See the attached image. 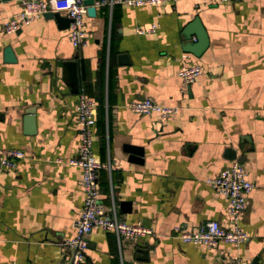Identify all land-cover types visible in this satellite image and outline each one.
Segmentation results:
<instances>
[{
	"label": "crops",
	"instance_id": "0c3cea01",
	"mask_svg": "<svg viewBox=\"0 0 264 264\" xmlns=\"http://www.w3.org/2000/svg\"><path fill=\"white\" fill-rule=\"evenodd\" d=\"M99 1L95 17L83 18L87 44L74 49L54 18L2 32L20 0H0V147L25 153L14 169L0 167V264L69 259L64 241L82 204L81 171L58 160L77 154L79 89L97 103L93 153L113 166L98 171L100 202L152 229L120 243L110 231H91L89 264H224L236 256L264 264V0L140 8ZM151 25L154 33L135 32ZM202 31L207 44L195 55ZM181 61L203 70L188 86ZM67 62L76 63L78 84ZM148 97L179 110L161 122L126 107ZM233 161L254 184L240 221L247 240L213 248L180 242L178 225L230 227L225 198L205 180Z\"/></svg>",
	"mask_w": 264,
	"mask_h": 264
},
{
	"label": "built area",
	"instance_id": "2783aa9c",
	"mask_svg": "<svg viewBox=\"0 0 264 264\" xmlns=\"http://www.w3.org/2000/svg\"><path fill=\"white\" fill-rule=\"evenodd\" d=\"M184 0H100L97 6L122 5L131 8L145 6L158 7L164 3L176 4ZM198 1V0H193ZM209 3H232L240 0H204ZM20 10L17 14L9 16L2 23L1 30L4 33H14L23 27L37 21L47 13L63 15L70 21L68 26V40L74 49H79L87 44L88 35L83 21L86 15V6L83 0H20ZM157 25H151L147 29L136 28L139 35L154 33ZM203 72L199 65H187L181 61L178 68V76L184 86L190 85ZM76 104L75 124L78 132L77 154L67 160L59 159L61 163L77 166L81 171L82 204L73 223V235L64 241V247L69 251V259L65 264H89L86 257L87 235L93 230L112 232L118 243L121 238L131 240L140 239L152 234V229L140 221L126 223L120 220L114 205L108 213L100 202L97 174L100 169H106L109 173L113 166L110 161L101 162L92 150L93 129L96 124L97 103L88 97L83 89L78 90ZM126 107L139 115L157 114L159 120L164 122L175 115L179 107L162 105L153 98H143L127 103ZM25 156L21 149L0 147V167L14 169L17 162ZM218 194L226 200V210L230 221V227L220 225L217 220L205 221L193 229H186L184 225L174 228L173 235L180 242L190 245L217 247L220 243L237 247L247 240V235L241 227V217L245 209L247 195L254 188V184L247 177L244 166L233 161L229 165L205 180ZM14 264V263H9ZM224 264H246L240 257H229Z\"/></svg>",
	"mask_w": 264,
	"mask_h": 264
},
{
	"label": "water",
	"instance_id": "95a60500",
	"mask_svg": "<svg viewBox=\"0 0 264 264\" xmlns=\"http://www.w3.org/2000/svg\"><path fill=\"white\" fill-rule=\"evenodd\" d=\"M83 5L87 7L86 8V15L88 17H92V18L95 17L96 8H95L94 0H83ZM44 16L47 17V18H54L57 22H63L65 27L68 29L70 21L68 19H66V18H62L59 14H57V13H47ZM188 31L189 30H187V32H185V33L187 34ZM206 44H207V38H206L205 33L202 31V32L198 33L197 45L195 46L194 50H192V52L195 55H198L203 50V48L206 46ZM123 57H125V56H123ZM65 67L68 70L69 78L72 81H75V84H76V82H77L76 63L75 62H67V63H65ZM77 84H78V82H77ZM26 120L31 122L32 119H31V117H28ZM132 151H134V154L136 156L141 157V155H142L141 149H133ZM134 160L137 161V160H140V159H134ZM139 162H141V160ZM122 206L128 208L129 207V203L123 202Z\"/></svg>",
	"mask_w": 264,
	"mask_h": 264
}]
</instances>
